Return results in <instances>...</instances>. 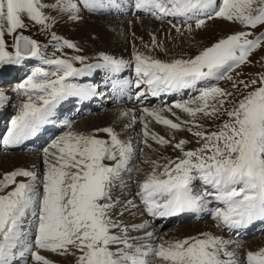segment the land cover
I'll list each match as a JSON object with an SVG mask.
<instances>
[{
    "label": "snow or ice",
    "instance_id": "6c2138e0",
    "mask_svg": "<svg viewBox=\"0 0 264 264\" xmlns=\"http://www.w3.org/2000/svg\"><path fill=\"white\" fill-rule=\"evenodd\" d=\"M132 6L162 21L176 18L177 23H169L181 34V24L191 33L193 25L201 29L214 18L238 22L246 29L264 25V0H133ZM49 7L78 21L82 11L102 12L121 4L118 0H53L51 5L43 0H0V66L19 65L28 58L50 66L35 67L17 86L16 91L26 99L11 118L4 146L21 145L36 136L52 123L57 105L69 97L89 100L97 95L95 85L73 82L95 70H105L116 95L134 83L141 103L148 95L196 89L198 95L189 100L159 109L144 107L139 117L131 110L120 113L122 118L131 116L125 128L138 120L142 123L140 142L145 147L151 149V141L179 152L174 159L164 158L162 164L145 161L151 163L152 170L138 183L140 205L149 216L166 218L202 210L211 197L222 205L210 212L218 227L233 231L264 220V73L233 82V89L242 86L246 90L238 100L233 99L234 92L210 83L232 81L231 73L250 63L254 50L264 47V32L254 36L251 31H237L188 58L161 60L136 51L128 61L100 53L95 63H86L82 55L53 53L48 57L44 46L24 35L25 20L42 30L54 24L55 17L45 13ZM6 36H12L14 51L7 50ZM51 39L57 51H79L75 43L55 33ZM151 43L162 46L155 35ZM76 62L81 66L76 67ZM133 63L135 80H123L120 74ZM200 82L205 86L197 88ZM6 100L0 91V106ZM173 107L189 119L181 120ZM165 110L176 116V121L163 115ZM221 115L227 119L215 130L206 131L199 123L201 118L218 119ZM148 117L169 129L171 139L152 131ZM184 130L197 138L199 147L190 149L188 140H176L174 133ZM134 152L131 140L121 139L111 126L88 133L69 130L43 148L42 174L26 168L3 173L0 264H27L29 258L34 264H54L41 250L72 256L74 264H240L236 252L228 249L236 242L208 232L159 244L133 242L137 238L129 232L145 229L147 221L124 224L120 217L138 205L135 200L122 201L115 189L125 187L122 173L132 171L128 164ZM197 179L206 186L203 192L194 191ZM153 235L145 232L146 238ZM245 264H264V247L247 251Z\"/></svg>",
    "mask_w": 264,
    "mask_h": 264
},
{
    "label": "rangeland",
    "instance_id": "374dc122",
    "mask_svg": "<svg viewBox=\"0 0 264 264\" xmlns=\"http://www.w3.org/2000/svg\"><path fill=\"white\" fill-rule=\"evenodd\" d=\"M43 2L51 5L53 3V0H43ZM45 13H46V15H48L50 17H55L54 24H50V27L47 30H42L40 25L31 23V22L25 20V23L28 24V27L23 30L24 35H28V36L32 37L33 39L37 40L42 46H44L42 48V50L45 52L46 56H48V57H51L53 55V53H55L57 56H63L64 54H66L69 57L75 56V55H82V56H85L87 58L85 61L86 63L87 62L89 63V61H92L93 59H95V56L90 55V53H89L91 51V45H90L91 42H90L89 37L96 38V36H97L96 32H94L96 30V28L92 23H94L96 26L98 25V27L102 29V30H100V32H103L107 36L113 37L114 39L118 38V40L120 41V45L122 44L120 49H126V50L129 49V50L135 51L136 46L132 45V44H134V43L138 44L139 42H144L145 45L150 46V49L154 48L157 50L158 55L161 57L160 58L161 60H171L173 58H180V57L188 58V57L195 56L204 47L211 46V44L216 42V40L224 38L227 35L233 34L237 31L249 30L253 33L254 36L260 34L261 32H264V30L261 29L262 30L261 31L260 28H258L259 26L262 27V25H258L255 28L256 30L246 29L243 25H241L238 22H229V21H226L224 19L222 20L220 18H214L211 20H207L206 25L204 27H202L201 29H195V26L193 25V31L191 33L186 31V28H184L182 30V34H181L178 32L171 31V30H166L167 28H165V29L161 28L162 27L161 23H165L166 20H163V21L159 20V19H157V18H155V17H153L147 13H142V14L144 16H146V20L151 22L148 24L139 23L140 22L139 20L138 21L127 20L124 22H116L113 20H109V14L108 13L103 14L101 11L95 12L94 14H93V12L82 11L81 15L86 13L87 15L89 14L91 16L89 19H86V18L83 19V21L82 20H78V21L71 20L68 18L67 14L60 13V12L52 9L51 7L45 9ZM93 17H99L101 19H104L105 21L96 20L97 22H93V20H90ZM143 19L144 18H142L140 20H143ZM86 20H88V21H86ZM219 20L224 21V23L229 24V26H228L229 29L227 30L223 26L221 21H219ZM83 23H87L88 25H81ZM172 23H177V19L172 18ZM212 23H213V25H212ZM156 25H159V27H155ZM181 26H183V25L181 24ZM222 26H223V28H222ZM52 33H55L56 35H58L60 37L66 38V39L72 41L73 43H75L76 45L82 44V43L83 44L81 47L77 46L79 51H77L76 49H68V48H64V49L57 51L54 47H52V45L55 43V41H53L51 39ZM153 35H155L157 41L163 47L162 46H155L154 47L152 45L151 38ZM167 37L168 38L170 37V38L166 39ZM5 40L7 43V50L8 51H14V49L12 48V44H13L12 36H6ZM141 49H144V48H141ZM137 50L140 51V49H137ZM105 52H107V51H105ZM108 52H111V51H108ZM126 55L123 58L132 57V54H126ZM250 61H251L250 63H246L244 65H241L239 68L235 69L231 73V75L233 76L232 81H229L227 79L220 80V83L218 84V86H220L221 88H224L230 92H234L233 99L238 100L241 97V95L246 91L245 89H243L242 86L237 88V89H233V87H232L233 82H235L236 80L248 81L252 77L257 76L261 73H264V47H260L256 50H254V52L250 56ZM37 66H41V67H45V68L50 67L48 65H44L43 62L37 58H28L22 62V69L20 70L21 73L19 75H17L16 78H14L11 81H4L3 83L2 82L0 83V91H7L6 95L10 96V94L14 90L16 84L19 85L20 83H22L27 78V76L31 74V71ZM75 66L80 67L81 66L80 62H76ZM15 70H16V68H15V66H13V67H11V69L9 71L11 74H14ZM6 72L7 71L5 69V65L0 66V73H6ZM211 83H213V82H211ZM202 86H205L204 83L199 85V87H202ZM199 87H197V88H199ZM7 88H9V89H7ZM187 93L189 95L188 98H192L193 96L198 95V92L196 91V89H195V91L194 90L188 91ZM19 97H20V99H19ZM10 98L12 100L9 102V104L7 106L3 107L4 110L9 109L10 111H12V109L16 108L17 105H19V103L21 104L26 99V97L24 95H21L20 93H15V92H12ZM183 101H185V100H183ZM129 104H130V102H129ZM133 107H135V106H133ZM226 107H230V105H226ZM64 111L65 110L62 109V105L59 104L58 107H56V112L62 114V115L58 114L59 119H60V117H63V115L65 114ZM100 113L101 112H99L98 114H100ZM109 114L110 113H107L106 116H105V114L98 115L100 118L94 119L91 122V124H84L83 125L80 123L82 121H77V122H75L76 125L73 126L74 129H72V130L76 131L77 124H78V126H81V129L77 132H83V133L92 132L94 129L99 128V127L100 128H103L104 126L107 127L108 125H106V124L109 123V116H108ZM7 115H8V113H7ZM220 117L222 118L223 115H221ZM91 118H93V116ZM91 118H88V119H91ZM173 119L176 121V118H173ZM180 119L181 120H187V119H189V117L187 116V114H183ZM225 119H227V118H225V115H224V118H222V119H220V118H218V119L201 118L199 120V123L203 124L204 130L212 131V130L216 129V126L218 124L223 123V121ZM10 121H11V119L8 120L9 123H10ZM56 122H58V121H56ZM148 122H149L150 129L156 133H161L163 136H165L166 135L165 133L169 132L168 131L169 129H167L164 125H161V126L155 125L151 120ZM110 123H112V122H110ZM112 125L114 126L113 123H112ZM140 131H142V128L140 129ZM64 132H66V129L63 131V133ZM171 134L173 135L172 132H171ZM176 134H178L176 136V140L186 139L189 141V143L186 146L187 148L191 149V148L199 147V144L197 143V138L192 133L184 130V131H179L177 133H174V135H176ZM165 138H167V137L165 136ZM151 143H153L152 146H155L158 150H160L162 152V154H164V151H165L164 148H166V146H159V145L155 144V142H151ZM173 143H175V141H173ZM168 147H170L171 150H168L167 148H166V150L172 151L171 156H173V159L177 155H179L178 151L172 150L173 148L171 146H168ZM10 150H11V152L9 153L10 155L11 154H19V153L25 155V153H24L25 151L16 150V149H10ZM158 150L156 151V153H158ZM28 153L34 154V152H31V151H28ZM151 153H152V158H154L155 160H158L161 164L165 162V160H160L159 158H157L155 156L154 152H152V150H150V151L144 153V156L146 159L143 156V159L139 160V163H140L139 168L143 167L142 164L147 163L145 161L150 159ZM41 155H43V154L41 153ZM168 156H169V154L167 155V157ZM37 157L41 158V160L39 158H37V161H35L36 163L34 161H32L33 163H31V164L36 165L33 167V169L35 171H37V169H38L42 173V170L44 171L43 156L40 157V155L37 154ZM21 165H22V163H21ZM127 177L129 178V176H127ZM137 179L142 180L143 178L139 177ZM202 186L203 185H202L200 180L193 182V188H194V191H196V192H203L205 189H202L201 188ZM115 190L121 191L120 189H117V188ZM210 199H211V197H209L207 200L209 201ZM137 201H138L139 206L141 208V210L139 211V212H141V214L139 212H133L134 214L130 212L129 216L120 217L124 224H127V225L139 224L140 222L143 223L144 221H146L149 218V215L146 213V211H144L143 207L140 205V201L138 198H137ZM207 205H208V203H207ZM216 207H222V205L221 206L211 205V206H209V211L211 212V210L216 208ZM203 210H205V209H202V211ZM210 212H209L208 216L203 217L201 220L196 221V220L190 219V220H185L182 223L168 224L166 230L164 231V232L169 231L167 234V240H175V239L184 238L185 236H183V235L185 234V231H181L180 229L182 228V226H185L188 223H191L193 225L196 222H197V224H200V223L203 224V222L209 221V222H212L214 224V222H216V221L212 218ZM151 220L152 219L150 218L148 221V223H149L148 226H153V223ZM258 221H261V220L254 221L252 223L254 226L253 228H255L252 235H249L248 237H244V238H242V240L247 241V242H256L257 244H260L261 246L264 247V231H262V230L259 231L260 226L258 225L259 224ZM262 221H264V220H262ZM159 223H160V221L158 223H155L154 226H158L157 224H159ZM250 227H251V224L249 226H247L246 228L250 229ZM174 230H175V233H171ZM115 231H118V230H115ZM145 232H148L147 227L145 229H142V230H131L129 232V235L131 237L137 238L135 241H133L134 243L145 244L147 239H149V238L145 237ZM244 232H246V231H244ZM213 235L221 236L218 233H215ZM161 236L157 235L156 240L152 241L151 244H159L163 238ZM191 236H196V235L193 234ZM233 237L234 236L231 235V239H233ZM237 241H239V240H237ZM148 243H149V241H148ZM239 243H241V242L239 241ZM243 243H245V242H242V244ZM240 248H241V251L238 252L234 249L233 245L230 247L228 246L229 250H234L236 252L237 256H239V255L241 256V257L239 256V260L242 259V262H243L244 259L246 261V253L248 250H250V248L245 247L244 244H243V248L242 247H240ZM42 251L46 252L47 258L52 260L54 262V264H66V263H64L65 260L64 261L60 260L61 262L58 260L59 259L58 257L62 258V256H59L55 253L53 254V253L46 251V250H42ZM64 257H69V256H64ZM68 259H69L68 260L69 264H74V258L72 256H70V258H68ZM148 259L151 260L152 257L149 256ZM27 264H34V262L29 258L27 261Z\"/></svg>",
    "mask_w": 264,
    "mask_h": 264
},
{
    "label": "bare ground",
    "instance_id": "6f19581e",
    "mask_svg": "<svg viewBox=\"0 0 264 264\" xmlns=\"http://www.w3.org/2000/svg\"><path fill=\"white\" fill-rule=\"evenodd\" d=\"M86 14V13H85ZM94 14V13H93ZM97 15V14H96ZM91 17V16H89ZM88 18V16H87ZM89 19V18H88ZM90 20H93V22H97L96 20L98 21H105L104 19H101L99 17H93L92 19ZM95 20V21H94ZM223 20V19H222ZM83 21V20H82ZM88 21V20H86ZM140 22L139 23H151L149 22L148 20L146 19H143V20H139ZM221 21V20H219ZM221 23L223 24V26L228 30V26L229 24L227 23H224V21H221ZM96 30L94 32H96L97 36L96 38H93V37H89L90 39V45H91V51L89 52L90 55H94L96 56V54L100 53V52H104V53H107L108 51H111V53H116V54H119V55H125V53H131V50L128 51L126 49H120L121 48V45H120V41L118 40V38L114 39L113 37H109L107 36L105 33L103 32H100V30H102L101 28L98 27V25L96 26L94 23H92ZM97 24V23H96ZM102 24V23H101ZM81 25H88L87 23H83ZM91 25V24H90ZM213 25V23H212ZM80 26V25H79ZM78 26V27H79ZM93 26V27H94ZM154 26V25H153ZM222 26V28H223ZM152 27V26H151ZM155 27H159V25H156ZM219 27V26H218ZM80 29V28H79ZM168 30V29H167ZM225 30V29H224ZM226 30V31H227ZM175 32V31H174ZM162 33V32H161ZM170 38V37H169ZM168 37L166 39H169ZM131 39V38H130ZM165 39V40H166ZM182 39V38H181ZM168 41V40H167ZM147 43V42H146ZM83 44V43H82ZM89 45V46H90ZM136 46V49H140L139 52H142V53H148L151 55V52H149V50H146L145 48H149V46L145 45L144 42H139L138 44H135ZM145 46V47H144ZM163 47V46H162ZM141 48H144V49H141ZM107 51V52H105ZM127 56V55H126ZM96 58V57H95ZM98 75L97 73L93 74L91 73L89 76H86V77H79V78H75L77 80H79L80 82H77V83H80V84H85V85H95L96 88H97V91H98V94L93 96L91 98L92 102H94V104H101L102 105V108L104 109H107L105 111H102L100 114H106L107 113H110L108 116H109V123L112 122L114 124V127H116V130L118 133H120V136H122V139H126L128 140V138L130 137L131 134L135 133L137 130H139V127L142 126L141 122L138 121V123H135L132 125V127L130 128H125L124 125L129 123V121L131 120V116H128V117H121L120 116V113L121 111L123 110H131L133 111L136 116L138 117V115L141 114V112L137 109V107H133V106H130L128 105L129 102L131 101L130 97L127 96V94L125 96H121V95H117L116 97H114L113 101H108L107 103H105V101L107 100L106 97L107 94L105 92V87H101L100 84H98ZM76 82V81H74ZM195 91V90H194ZM18 93V92H17ZM11 97V96H10ZM113 97V96H111ZM110 98V97H109ZM78 99L76 97H69L68 99L62 101L60 103V105H62V109H64L66 111H68L70 108H72V105L74 103V101ZM122 99H124V101H122ZM12 99L9 98L7 96V100L4 102L3 104V107L7 106L9 104V102L11 101ZM90 100V99H89ZM120 102L119 104L116 102ZM63 102H66V104H63ZM122 102V103H121ZM85 103H83L84 105ZM108 104H112V106H109ZM109 106V108H107ZM1 108H3L2 106H0ZM58 107V105H57ZM83 107V106H82ZM81 107V108H82ZM9 108V107H8ZM101 108V107H100ZM4 110V108H3ZM71 110V109H70ZM12 111H10L9 109L7 110H4L2 111V114L0 115V124H3L6 120H7V117L9 116V114L11 113ZM8 113V115H7ZM58 114L59 115H62L61 113H57L56 112V109H55V114L54 116L52 117V123L50 124H47V125H51L53 126L54 124H58V125H61L62 127H68L67 125H69L71 123V120L70 118H66L67 116H63V117H58ZM98 114V115H100ZM98 115L96 116H93V118L91 119H86V120H83L82 122H80L81 124H91V122L94 120V119H98L100 118ZM71 116V114L69 115ZM107 120V119H106ZM58 121V122H56ZM96 122V121H95ZM108 123V124H109ZM74 125H76V123H74ZM74 125L71 126V129H74ZM104 125V124H103ZM100 126V125H99ZM98 126V127H99ZM105 127V126H104ZM95 128V127H94ZM100 128V127H99ZM142 128V127H141ZM81 129V126H78L77 124V128H76V131H79ZM87 130V129H86ZM3 130L1 131V134H0V138L2 137L3 135ZM141 132V131H140ZM166 136V135H165ZM189 136V135H188ZM167 137V136H166ZM39 143V142H37ZM26 148V147H25ZM29 151L31 152H34V154L32 153H28L27 152V155L25 154H1L0 155V177H2L3 173L5 172H8V171H12L16 168H19V167H23V168H26V169H30V166L32 165L31 163H33L32 161H37L36 157H37V154H38V151L36 150V148L34 146L30 147L29 148ZM43 154V152H42ZM145 158V156H144ZM146 159V158H145ZM22 163V165H21ZM36 163V162H35ZM35 165V164H33ZM143 167H140L138 170L135 171L134 174L132 175H129V178L127 176H122V180L124 181V184H125V187L123 188H120V187H117V189H120L121 191L119 190H115V194L118 195L120 197L121 200H125V199H128L130 197L131 200H133L134 198V194L135 193H132V189L133 187H136L138 186L137 184L142 181L145 177V175L149 172H151L152 170V165L151 163H145V164H142ZM38 170V169H37ZM142 175L144 176L142 180H139L137 178H141ZM195 181H198V180H195ZM206 186H202L201 188L202 189H205ZM200 188V189H201ZM201 189V190H202ZM208 205L207 206H211V205H217V206H221L218 202L214 201V200H209L207 201ZM136 209H138V207L136 208H133L131 209V211H135L136 212ZM141 210V209H140ZM127 212V211H126ZM194 214H188V215H185L184 218H183V221H181L180 223L184 222L185 220H190V219H193V220H201L203 217H206L208 214H209V211L208 209H205V210H193L192 211ZM128 214L126 215V213H124V217L126 216H129L130 215V212H127ZM134 214V213H133ZM136 214V213H135ZM182 213L180 214H177L175 216H170V217H166V218H153V217H150L152 220V223H153V226H149V229H148V232H151L153 233L155 236V234L157 233L158 235H162L161 237L162 240H167V234L169 231L167 232H164L167 228V225L170 223L171 220L173 219H182V216H181ZM204 215V216H203ZM145 216V215H144ZM202 216V217H201ZM137 218V217H136ZM142 219V218H141ZM145 220V219H144ZM160 221V223L164 222L162 225L159 223L157 224L158 226H154L155 223H158ZM139 222V221H138ZM137 222V223H138ZM145 222V221H144ZM141 223V222H140ZM170 224H173V223H170ZM149 225V223H148ZM261 225H264V221L262 222ZM215 229V230H214ZM169 230V229H168ZM181 231H185V234L183 236H191L193 234L197 235V234H200V233H204V232H208V233H212V234H215V233H223L221 231V229L218 228L217 225H214L212 222H203V224H197L194 223L193 225L191 223H188L186 224L185 226H182V228L180 229ZM171 233H175V230L172 231ZM250 233V230L247 232V234ZM139 234V233H138ZM246 234V235H247ZM153 236L152 238L149 240V243L148 244H151V242L153 241ZM241 235H239L240 237ZM243 236V235H242ZM224 238V236H222ZM236 239H238V237L236 236L235 239H231L230 237L227 239V240H233L235 241L237 245H240V247L243 248V244L245 247L247 248H250V250L252 251H256V250H259L261 247L260 244H257L256 242H247V241H242V242H245L242 244L239 243V241H237ZM161 240V239H160ZM161 240V241H162ZM160 241V242H161ZM263 242V241H262ZM235 244H231L229 245L234 247V249L238 252L241 251V248L240 247H237ZM232 248V247H231ZM244 251V250H243ZM249 251V250H248ZM42 255H44L46 258H47V254L46 252H42L41 253ZM51 254V253H50ZM54 254V253H53ZM239 255V254H238ZM55 256V255H54ZM240 256V255H239ZM239 256L238 259H239ZM241 257V256H240ZM59 261H64V263L66 264H69L68 263V258L69 257H64L62 256L61 257H58ZM57 260V261H58ZM60 261V262H61ZM240 261V264H244L245 263V259L244 261L242 262V259L239 260Z\"/></svg>",
    "mask_w": 264,
    "mask_h": 264
}]
</instances>
